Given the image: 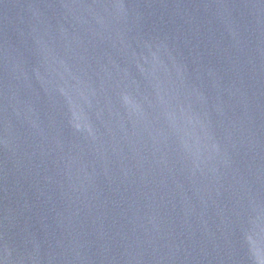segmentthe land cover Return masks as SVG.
Instances as JSON below:
<instances>
[{"label": "water", "instance_id": "1", "mask_svg": "<svg viewBox=\"0 0 264 264\" xmlns=\"http://www.w3.org/2000/svg\"><path fill=\"white\" fill-rule=\"evenodd\" d=\"M0 264H264V0H0Z\"/></svg>", "mask_w": 264, "mask_h": 264}]
</instances>
